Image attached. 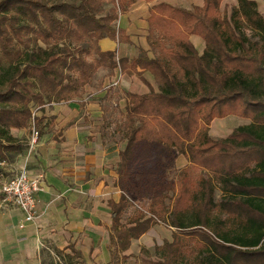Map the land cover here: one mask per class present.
<instances>
[{"label": "trees", "instance_id": "16d2710c", "mask_svg": "<svg viewBox=\"0 0 264 264\" xmlns=\"http://www.w3.org/2000/svg\"><path fill=\"white\" fill-rule=\"evenodd\" d=\"M136 1L0 0V162L15 147L23 148L15 146L9 129L27 127L32 119L37 129L42 122L31 104L80 96L100 67L137 75L149 92H126L129 129L120 151L125 171L138 147L161 144L176 148L206 176L201 172L195 183L182 169L172 201L165 202L169 194L162 189L152 197L150 215L140 212L129 224L122 219L132 201L120 176L119 198L108 201L115 251L128 250L159 222L188 226L182 218L186 205L196 214L189 225H200L206 246L193 260L177 264H264V16L258 3L237 0L229 14L221 9L223 0H204L192 9L160 2L150 6L148 18L154 57L144 48L131 59L102 50L99 41L106 37L130 42L115 22ZM191 34L205 40L202 54ZM146 72L154 76L157 90ZM230 114L251 122L227 137L211 136V122ZM49 248L42 249V264L83 259L74 244L54 247L55 255ZM156 264L174 261L166 255Z\"/></svg>", "mask_w": 264, "mask_h": 264}, {"label": "crops", "instance_id": "0c3cea01", "mask_svg": "<svg viewBox=\"0 0 264 264\" xmlns=\"http://www.w3.org/2000/svg\"><path fill=\"white\" fill-rule=\"evenodd\" d=\"M160 2L181 5L186 9L204 4V0H137L117 20V27L125 30L130 43L106 37L99 41L100 48L116 50L119 56H129L130 59L138 55L139 48H144L154 57V50L148 42V18L150 6ZM139 32L142 33L138 35ZM189 39L202 54L206 48L205 40L197 34H191ZM122 76L123 80L132 83L130 76L125 73ZM144 76L158 89L152 73L146 72ZM132 84L135 85L136 82ZM139 85L141 86L135 85L140 89L137 93L149 92V87L143 80ZM129 90L135 92L130 86ZM80 108V101L53 103L48 114L44 113L51 115V118H46L44 124L39 122L40 133L36 138L34 135L32 139L28 137L29 147L23 152L15 153L12 160L5 161L1 166L4 169L1 177L3 180L14 176L21 169L42 173L45 179L43 189L37 194L33 220H26L25 213L14 201L1 200L0 264H42L41 253L44 246L64 249L69 244H74L81 250L86 260L93 258L101 263L111 261L109 246L112 222L108 201L111 198L118 199L120 194L116 196L112 190L111 196L105 197L110 194L109 189L114 185L108 175V149L98 140L101 139L100 135L96 138V143L100 144L94 147L89 139L93 134L90 126L85 123V117L77 116ZM66 112L69 118L63 115ZM41 115L42 112L37 111V117ZM234 116L237 115L230 114L219 120L215 119L218 123L212 133L218 138H224L235 127L251 122L249 118ZM69 119L72 121L68 123ZM25 128L17 130L23 133Z\"/></svg>", "mask_w": 264, "mask_h": 264}, {"label": "rangeland", "instance_id": "374dc122", "mask_svg": "<svg viewBox=\"0 0 264 264\" xmlns=\"http://www.w3.org/2000/svg\"><path fill=\"white\" fill-rule=\"evenodd\" d=\"M175 1L181 2V0ZM256 1L260 12L264 16V0ZM237 5V0H223L221 9L222 11L226 9L228 13L231 14L233 8ZM111 6L112 4L109 3L105 5L106 13L109 12ZM176 6L182 7L181 5ZM115 23L117 24V21ZM141 33L142 32H139L138 35ZM127 57L130 58L129 56ZM88 58L92 59L93 56H89ZM122 75L123 72L118 68L112 70L100 67L95 72L91 82L81 89L80 96L69 95L66 99H54L40 106L31 104V109L35 116H37V111L42 112V124H44V121L46 122V118H51V115H44V113L48 114V111L53 108V103L69 104L73 101L81 102V108L78 110L80 112L77 116L78 118L85 117V123L90 126L93 134L89 137V139L93 142L94 147L99 146L100 143H96V138L97 135H100L101 139L98 140L101 141L102 145L108 149V175L110 177V181L114 185L109 189L110 194L105 197L107 198L111 196L112 190H114L113 193H115L114 195L116 196L121 193V188L117 186L119 177L121 176V178H123L122 183H124L127 195L132 201V204L126 209L122 219L124 223L129 224L131 218L140 212H143L147 216L150 215L152 197L154 194L161 192L162 189L165 188L166 192L169 194V197L166 198L165 202L168 204L172 201L171 196H173L177 191V184L179 181L178 176L182 169L188 170L190 180L195 183L200 181V173H203V171L200 167L193 166L185 155L178 153L176 148L173 147L171 150H167L166 147L161 144L138 147L130 166L125 171L120 151L124 150L126 146V135L129 129L125 109L126 92L130 91V86L131 89L135 90L137 93L140 90L137 87L141 86L139 85L141 80L137 75L130 76L126 74L133 80L132 83L136 82V87L134 84L123 80ZM63 115H66V117L69 118V114L67 112L63 113ZM217 119L219 120L220 118H216V120ZM69 120L70 121H68V123L72 121V119ZM246 122H248V120H246ZM217 123L214 119L211 122L209 130L210 135L215 138H218L219 136L214 135L212 133V129L216 128L215 126ZM37 130L40 131V128L37 127L36 129L33 119L30 120L29 125L25 128V132L23 133H20L19 130L9 129V131L14 134V137L16 138L17 142H15V146H23L19 152H23V150H26L29 147L28 140L29 138L32 139V135H34V132ZM16 149L18 148L15 147L14 150L8 152L7 155L9 157L6 161L13 159L15 153L18 152ZM203 174L206 176V173ZM10 178L3 180L0 177V185L3 181ZM215 183L217 182L215 181ZM220 196L221 191L217 189L216 200H219ZM1 200L2 198H0V203ZM182 208L183 222L188 226L178 229L170 224L166 225L163 222H159L146 234L142 235L139 239L134 240L128 250L115 251L116 245L110 242L109 248L112 253V259L108 263L97 262L93 258H91L90 261L83 258L78 263L75 261L74 264H156L159 260H163L166 255L170 256V258L174 261V264L187 260H193L195 255L200 254L201 247L206 246V241L201 233L200 225H189L196 219V214L193 208H189L186 205ZM172 242L176 243L175 246H168V244ZM49 247L50 248L48 250L55 255L54 246ZM65 252L71 251L67 249ZM43 257H48L47 253H45Z\"/></svg>", "mask_w": 264, "mask_h": 264}, {"label": "built area", "instance_id": "2783aa9c", "mask_svg": "<svg viewBox=\"0 0 264 264\" xmlns=\"http://www.w3.org/2000/svg\"><path fill=\"white\" fill-rule=\"evenodd\" d=\"M38 132H34L36 138ZM5 162H0L4 165ZM44 175L22 169L0 185V198L12 200L23 210L26 220L35 218L37 194L43 189Z\"/></svg>", "mask_w": 264, "mask_h": 264}]
</instances>
